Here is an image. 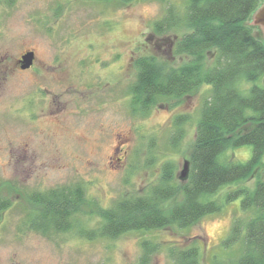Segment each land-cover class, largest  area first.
Wrapping results in <instances>:
<instances>
[{"label":"rangeland","instance_id":"rangeland-1","mask_svg":"<svg viewBox=\"0 0 264 264\" xmlns=\"http://www.w3.org/2000/svg\"><path fill=\"white\" fill-rule=\"evenodd\" d=\"M168 6L159 0H0V196L12 202L0 212V264H144L145 240L160 244L145 264H172L168 248L195 241L202 264L242 253V238L229 248L223 242L236 220L246 222L253 214L241 209L242 196L230 202L225 197L254 188L255 177L221 188L211 198L223 203L222 210L188 228L87 240L74 231L43 234L25 223L34 191L83 185L87 200L77 220L96 229L100 208L144 194L166 163L184 182L180 173L190 161L211 88L160 99L145 113L131 107L136 58L153 54L175 65L186 61L171 59L173 32L159 35L153 29ZM256 20L254 13L249 25L264 40ZM28 51L36 59L24 70L20 60ZM252 154L250 145L231 148L223 161L246 162Z\"/></svg>","mask_w":264,"mask_h":264},{"label":"trees","instance_id":"trees-1","mask_svg":"<svg viewBox=\"0 0 264 264\" xmlns=\"http://www.w3.org/2000/svg\"><path fill=\"white\" fill-rule=\"evenodd\" d=\"M119 1L128 4L132 0ZM159 1L169 6L154 23V32H173L177 40L171 59L186 61L175 65L153 54L136 58L131 107L135 113H145L160 99H181L204 85L211 88L203 101L188 180L178 182L173 165L166 163L158 181L144 194L123 197L110 208H100L101 224L96 229L77 220L87 200L83 185L34 191L29 193L34 209L26 217V226L43 234L74 231L87 240L175 226L188 228L222 210L223 203L211 198L221 188L255 177L254 188L241 187L225 197L230 202L242 196L241 209L253 214L246 222L236 220L223 242L224 248H229L242 238V253L230 260L215 257L214 264H264V174L260 171L264 169V85L258 84L264 79V40L249 25L262 0ZM247 145L253 148L249 160L223 161L229 149ZM11 206V200L0 196V212ZM142 247L145 264L160 244L145 240ZM168 255L172 264H202L198 241L189 246L171 245Z\"/></svg>","mask_w":264,"mask_h":264},{"label":"water","instance_id":"water-1","mask_svg":"<svg viewBox=\"0 0 264 264\" xmlns=\"http://www.w3.org/2000/svg\"><path fill=\"white\" fill-rule=\"evenodd\" d=\"M263 12H264V10H263ZM261 15H263V14L262 13H258V14L255 13V17L257 19L256 21L260 22ZM35 59H36V54L34 51L26 52L20 60L21 69L25 70V69L31 68L34 65ZM190 166H191L190 161L186 160L184 163L183 169L180 173V179L182 181L188 180L189 175H190Z\"/></svg>","mask_w":264,"mask_h":264},{"label":"flooded vegetation","instance_id":"flooded-vegetation-1","mask_svg":"<svg viewBox=\"0 0 264 264\" xmlns=\"http://www.w3.org/2000/svg\"><path fill=\"white\" fill-rule=\"evenodd\" d=\"M263 10H264V0H262V3L260 5V7L255 12L256 14H258V13H262L263 14V15H261L260 22H258L257 24L262 28L263 34H264V12H263ZM255 20H256V17H255ZM20 66H21V64H20Z\"/></svg>","mask_w":264,"mask_h":264}]
</instances>
